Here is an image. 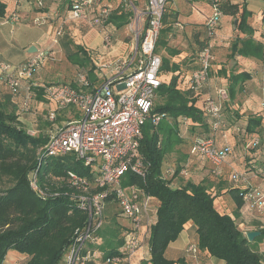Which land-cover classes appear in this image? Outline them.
Segmentation results:
<instances>
[{"label":"trees","instance_id":"obj_1","mask_svg":"<svg viewBox=\"0 0 264 264\" xmlns=\"http://www.w3.org/2000/svg\"><path fill=\"white\" fill-rule=\"evenodd\" d=\"M73 1L75 0L70 1L69 6ZM109 1L101 0V3L106 5ZM45 5L46 0L42 8L36 5L35 7L43 12ZM218 8L224 16L238 17L241 10V16H244L247 12L245 7L229 1H221ZM16 15L12 17L15 18ZM7 16V3L0 0V18ZM131 17L132 12L115 11L109 23L120 29L130 23ZM206 40L207 35L200 42L202 44L200 52ZM77 48L80 52L83 51L81 46ZM256 48L264 52L262 46ZM87 60V65L90 67L91 60L89 58ZM165 70L171 71L174 75L169 83L161 80L158 97L162 103L155 106L154 111L163 118L158 126H145L141 141V153L149 168L148 175L145 180L135 176L128 178V183L136 184L155 196L160 204L157 223L151 228L149 238L150 263H181V259H169L167 250L169 245L179 238L186 224L192 222L198 235L197 248L200 255L206 253L226 264H264V254L257 246V243L264 238V228H258L260 235L251 242L238 224L240 211L246 204L244 194L254 186L241 184L233 179L235 174L250 173L252 169L258 172L264 168L262 119L250 117L245 128L235 126V133L242 136L244 157L247 159L252 153V158L247 160L245 171L237 168L230 170L231 184L227 187L224 184L226 180H223L224 169L236 154V145L226 142L219 146L217 132L222 128L216 131L213 129V120L205 111L206 100L202 107L197 106L202 91L194 92L191 89L192 76L188 87L181 88L179 66L171 65L168 59H164L160 76ZM92 71L94 67L89 68V72ZM0 80L3 81L1 78ZM235 80L229 88L232 98L235 96L236 84H238L236 83L238 79ZM32 90L37 94L45 93L43 86H32L31 92ZM18 94L19 90L13 92L9 89V94H5L0 100V264L5 263L10 251L28 257L25 264H58L71 245L75 232L83 227L87 219L86 213L79 207L70 174L86 178L91 185H94L96 176L73 154L57 157L48 155L46 150L48 140L27 133L19 121L17 113L19 103L12 101V97ZM28 95L22 103L24 109L28 108H25V103L30 101L27 100ZM182 119L189 120L190 125L187 128L194 133L189 155L196 138L211 136L216 137L219 147L231 145L234 152L220 175L213 174L211 170V175L198 183L181 181L179 186L174 187L172 181L175 174L171 179H166L164 165L166 157L175 147L185 143L180 132ZM223 125L226 126L225 121ZM254 139L260 140L258 146L250 145ZM181 168L177 169V173L181 174L184 170ZM252 178L258 177L249 175V180ZM33 180L36 181L35 189L31 186ZM224 185L236 206L233 214L220 212L216 207V200L221 195ZM117 218L118 216L113 214L108 227L101 231L104 242L99 248L104 252V260L119 255L118 249L124 243L123 231Z\"/></svg>","mask_w":264,"mask_h":264},{"label":"built area","instance_id":"obj_2","mask_svg":"<svg viewBox=\"0 0 264 264\" xmlns=\"http://www.w3.org/2000/svg\"><path fill=\"white\" fill-rule=\"evenodd\" d=\"M45 0H33L42 8ZM102 5L101 0H75L68 9V20L80 21L92 28L109 31V19L115 11L132 12L130 30L134 37L131 56L124 60L104 63L98 66L101 83L93 86L89 75L81 71L75 85L52 83L43 85L45 94L54 105L48 114L52 123L46 150L52 157L73 154L96 176L94 185L86 178L70 174L71 185L76 189V198L87 219L82 228L77 229L68 247L65 264H92L104 257L98 248L102 243L101 231L107 223L109 205H115L130 226L123 235V246L105 259L107 264L120 263L123 257H132L147 242L151 228L157 222L158 203L155 196L147 193L136 184L128 183L130 176L145 180L149 168L141 153V141L146 125L158 126L162 120L155 111V100L162 85L160 73L162 57L157 46L168 4L175 0H113ZM222 0H209L213 13L205 24L207 40L200 52V68L192 74L191 89L201 92L209 84L215 57L212 40L223 18L218 5ZM20 17L16 16L15 21ZM48 17L42 13L34 19V24L45 25ZM67 19H63L56 31L59 38L65 31ZM130 19V20H131ZM108 30V31H107ZM107 41L110 35L107 34ZM50 51L41 50L25 62L16 74L11 65L0 61V78L10 90L16 92L21 82L28 80L49 60ZM13 72V73H12ZM28 98H32L31 87ZM230 100L229 91L221 87L216 98L209 97L205 102L206 114L213 120V129L222 128V112ZM264 108V97L262 101ZM28 103H25V108ZM74 108L79 116L74 120L58 124L57 113ZM186 127L189 120L182 119ZM259 139L250 145L258 146ZM234 149L231 145L219 147L215 136L198 137L190 148V156L199 158L212 166V173L220 175ZM186 171L183 170L181 174ZM253 174L264 181V168L255 172L235 174L233 179L241 184H250ZM125 184V185H124ZM31 186L36 188V181ZM246 204L264 208L263 188L253 187L244 194ZM97 247V248H96ZM189 251L197 254V246Z\"/></svg>","mask_w":264,"mask_h":264},{"label":"crops","instance_id":"obj_3","mask_svg":"<svg viewBox=\"0 0 264 264\" xmlns=\"http://www.w3.org/2000/svg\"><path fill=\"white\" fill-rule=\"evenodd\" d=\"M4 1L7 3L8 16L0 18V60L11 65L12 71L16 74L18 69L33 58L36 52L41 50L50 51L49 60L45 65L36 71L30 79L22 81L19 94L12 97L13 102L19 103L17 107L19 121L25 124L27 128L31 126V122L37 121V117L42 116L43 112L47 110L49 114L54 109V105L49 102L44 92L43 94H37L33 90L32 98L28 103L29 110L28 108H22L29 86L38 87L45 84L61 83L60 80L65 77L63 72L76 67L87 69L83 71L88 73L92 85L98 86L102 82L97 74L100 62L111 63L124 60L129 56L124 57L122 54L128 49L131 52L133 51L134 44L129 41L128 35L126 36V41L116 40L122 34L120 33L121 31L116 30V26L113 23H111L107 33L100 28L86 27L83 22L68 20V8L71 0H46L43 12L35 7L33 0ZM110 1L114 2L113 0ZM222 1L240 4V7H245L247 12L244 16H241L242 10L238 17L223 16L217 33L212 40L215 61L211 78L209 84L200 93L197 106L202 107L203 102L209 97L216 98V92L221 87L227 88L230 95L229 88L237 78L236 83L238 84H236L235 96L234 98L230 96V100L223 109L222 115L224 116L225 110L229 111L234 117L240 114L242 118L236 124L238 126L244 125L245 127L250 117L261 118V129L264 134V108L261 103L264 97V52L256 48V46L264 48V7H261L258 11L252 9L251 0ZM42 13L48 17L47 22L42 26L35 25L34 19ZM212 13L213 10L209 0H180L179 2L175 0L167 9L164 27L157 46V53L163 60L168 59L171 65L179 66L181 88L188 87L189 79L194 71L198 69L199 49L200 45H202L200 42L206 35L205 24ZM14 14L20 17L18 21H15L12 17ZM63 19H67L65 31L61 37L57 38L56 31ZM107 34L110 35L109 41L106 39ZM63 46L67 47L70 53L74 55V58H72L71 54L67 55L65 53ZM78 46H81L83 51L80 52L77 48ZM34 47L36 51L32 53L31 49ZM160 48L162 55L160 54L161 51H159ZM69 56L74 61H70L68 59ZM88 58L91 60L89 63L90 67H97L93 73L89 72ZM173 75L174 73H171V77ZM160 79L163 80L162 74ZM76 80L77 76L72 82L67 84L76 86ZM8 88L0 80V100L4 98L5 94H9ZM72 109L64 110L62 115L58 112L56 122L61 124L78 118L77 110L74 111ZM225 122L230 125L229 121ZM229 127L231 129V126ZM217 134L219 146L226 142L236 144L231 139L229 132L226 131L225 126ZM238 137L240 139L242 136ZM242 145L240 144V146ZM251 158L252 153L248 155L247 159L235 154L229 160L224 169L225 175L223 177V180H226L224 184L227 187L231 184L229 180L230 170L237 168L245 171L247 160ZM206 168L207 171L205 170L204 172H201L204 167L197 169V173L202 175L199 176L201 180L211 175L212 168L209 166H206ZM250 184L254 187L264 188V181L260 178H252ZM226 185L221 189V195L216 200V207L220 212L233 214L236 206L231 196L227 193ZM157 203L159 204L158 199ZM116 211L119 212L117 208ZM252 211L254 212L252 206L245 204L238 218V224L248 229L246 234L251 231H258V228H264V214L261 217L252 219L250 215ZM113 214L115 215V213ZM117 216V222L122 228V235H124L130 223L120 213ZM109 223L110 217H107L106 225ZM246 224L250 225L247 226ZM149 238L132 257H124L120 263L116 264H151ZM103 242L104 239L102 238L101 245ZM197 245L198 235L196 227L192 222H188L179 238L169 245L167 256L171 260L181 259L182 262L178 264H226L224 261L206 253L200 255V251L197 254L189 251L191 246ZM257 246L260 252L264 254V238L257 243ZM93 264H102V262L98 259Z\"/></svg>","mask_w":264,"mask_h":264},{"label":"rangeland","instance_id":"obj_4","mask_svg":"<svg viewBox=\"0 0 264 264\" xmlns=\"http://www.w3.org/2000/svg\"><path fill=\"white\" fill-rule=\"evenodd\" d=\"M177 1L179 2L180 0H177ZM171 3L168 4V8L170 7ZM261 7H264V0H251V8L252 9L258 11ZM133 19L134 18H132L130 20V23L128 25L124 26V28H120V29L116 28V30L121 31L120 33L122 34V36L120 38L117 37L116 40L126 41V36L128 35L129 41L132 42L133 44L135 43L133 33L130 30V28L132 26ZM85 26L90 27L89 25H85ZM159 41H160V39H159ZM75 42H77V41H75ZM77 44H79V43H77ZM158 44H159V42H158ZM63 50L65 51V53L67 55L71 54L72 58H74L73 57L74 55L72 53H70V51L67 49L66 46H63ZM159 51H161L160 54L162 55L161 48L159 49ZM131 54H132V52L128 49L127 51H125L122 54V56H124V57L131 56ZM71 56H69L68 59L70 61H72V60L74 61V59H72ZM102 64H104V62L103 63L100 62L99 65H102ZM92 67H94V70H95V68H97L96 66H92ZM83 70H87V69H84L83 67H81V68L76 67V68L70 69L69 71H64V72L62 71L63 73H65V75H64L65 77L62 78L60 80V82L61 83L72 82L76 78V76ZM92 73H93V71H92ZM162 77H163V81L165 83H169V81L171 79V71L165 70L164 73H162ZM263 96H264V90H263ZM237 102H239V101H237ZM161 103H162V100H160V98L157 95V98L155 100V106H159V104H161ZM261 103H262V101H261ZM227 104L228 103L225 104L224 108L226 107ZM241 106H242V104H241ZM28 110H29V107H28ZM72 110L76 111V109H74V108ZM62 112L63 111H60L61 115H62ZM247 115H248V113H247ZM241 118H242V116H240V114L235 115V117H234L233 115H231V113L229 111L228 112L226 110L224 111L223 121H229V123H230V125H228L225 122V125H227V126H225V129L227 132H229L231 139H233L236 143L235 144L236 145L235 153L238 156L244 157L245 152L243 151L242 146H240V144H242V138L239 139V137L237 136V134L235 133V130H234L235 126L237 125L236 123H238V121ZM242 121L244 122V120H242ZM229 126H231V129ZM23 127L29 135L35 136V137L40 136V137H43V138L48 140L49 135L52 132V125L48 121V111L46 110L45 112L42 113V116H40V117L38 116L37 121L31 122V126H29V128H27V126L25 124H23ZM181 127L182 128H180V132H181V135L185 139V143L180 147L179 146L175 147L173 152L170 153L166 157V161H165V165H164V172H165V178L166 179H171L175 174V176L173 177V181H172V186H174V187L179 186L181 181H183V182L192 181L194 183H198L201 181L199 176H202V175H201V173H197L198 172L197 169H199V168L201 169L202 167H204V169L201 171V172H204L207 169L206 166L207 167L209 166L212 168L210 163H207V162H205L199 158L191 157L189 155L190 142L194 136L193 135L194 133H192V130H189L186 126H184L182 124H181ZM242 127L245 128L244 125ZM179 167L180 168L183 167L181 169L182 170L184 169L186 172L184 174H180L179 172L177 173V169H179ZM263 191H264V188H263ZM109 206L111 208L108 207L109 208L107 211L108 217H111L110 214L112 215V213H115V215L120 213V212L116 211L115 205L112 204ZM252 208L254 209V212L252 211L250 213V215L252 216V219L256 218V217H261V215L264 214V208L262 210H258L256 207H253V206H252ZM246 225L249 226L250 224H246ZM106 227H108V226L106 225L105 229H106ZM239 228L242 231H244V233H246L248 230L246 227L240 226V224H239ZM27 260H28V257H26L24 255H20L16 251H10L8 253V255L6 256V260H5L4 264H25ZM100 260H101L102 264L103 263L107 264L104 260V257L101 258ZM93 263L94 262H92V264ZM58 264H65L64 258H62Z\"/></svg>","mask_w":264,"mask_h":264},{"label":"water","instance_id":"obj_5","mask_svg":"<svg viewBox=\"0 0 264 264\" xmlns=\"http://www.w3.org/2000/svg\"><path fill=\"white\" fill-rule=\"evenodd\" d=\"M237 22V21H236ZM35 51H36V48L34 47V48H32L31 49V52L33 53H35ZM37 53V52H36ZM260 235V232H258V231H251V232H249V233H247V238H248V240L249 241H253L256 237H258Z\"/></svg>","mask_w":264,"mask_h":264}]
</instances>
